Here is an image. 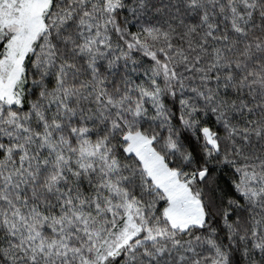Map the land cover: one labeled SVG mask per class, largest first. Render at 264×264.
<instances>
[{"label":"snow or ice","instance_id":"6c2138e0","mask_svg":"<svg viewBox=\"0 0 264 264\" xmlns=\"http://www.w3.org/2000/svg\"><path fill=\"white\" fill-rule=\"evenodd\" d=\"M0 264H264V0H0Z\"/></svg>","mask_w":264,"mask_h":264}]
</instances>
